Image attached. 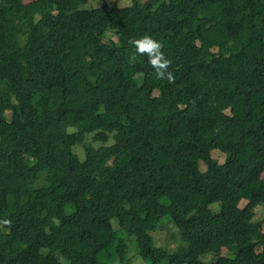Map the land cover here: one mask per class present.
<instances>
[{"label": "trees", "instance_id": "trees-1", "mask_svg": "<svg viewBox=\"0 0 264 264\" xmlns=\"http://www.w3.org/2000/svg\"><path fill=\"white\" fill-rule=\"evenodd\" d=\"M88 1L0 0V264H264V0Z\"/></svg>", "mask_w": 264, "mask_h": 264}, {"label": "rangeland", "instance_id": "rangeland-1", "mask_svg": "<svg viewBox=\"0 0 264 264\" xmlns=\"http://www.w3.org/2000/svg\"><path fill=\"white\" fill-rule=\"evenodd\" d=\"M139 2L143 3L145 0H138ZM132 2V0H89L85 4H81L79 8H84V9H90V8H95L102 6L103 4L111 7L113 4L117 3L119 7L127 6ZM240 19L244 20L243 16H240ZM87 138L89 141L91 138V134L87 135ZM94 146H99L100 143L96 142H91ZM112 144V138L110 137L108 141L105 143L106 146H109ZM73 151L78 155L80 160L84 159V152L82 147L78 144L73 147ZM212 158L216 159L219 163L223 162L225 159V153L222 152L219 149H213L211 151ZM199 169L200 170H205L206 166L202 161H199ZM264 176V173H263ZM246 203L245 200H241L239 203V206L242 207ZM136 209H140V204L136 203L135 204ZM211 209L214 211H219L221 209L219 204H212ZM263 214V208L261 206L256 207L255 209V215H254V221L260 220L262 218ZM112 226L116 229L118 228V222L116 218H113L112 221ZM152 236L154 239V244L159 247H165V248H174L176 247L180 241H179V235L177 229L173 226V224L169 221H164L162 226H160L156 231L152 232ZM126 244L128 245V250H129V259L130 261L127 262V264H148L147 260H143L136 252L134 249L133 243L131 240H126ZM209 255V254H207ZM62 261H64L62 258H60ZM206 264H212L213 259L211 256L207 257L205 260ZM161 264H167L166 260L162 261Z\"/></svg>", "mask_w": 264, "mask_h": 264}, {"label": "clouds", "instance_id": "clouds-1", "mask_svg": "<svg viewBox=\"0 0 264 264\" xmlns=\"http://www.w3.org/2000/svg\"><path fill=\"white\" fill-rule=\"evenodd\" d=\"M132 43L137 53L146 54L150 65L156 70L158 76L171 78V73L167 72L169 61L162 53L161 44L157 40L146 35Z\"/></svg>", "mask_w": 264, "mask_h": 264}]
</instances>
